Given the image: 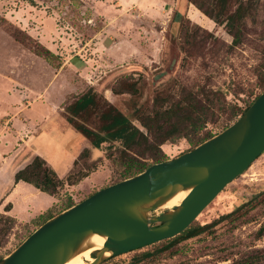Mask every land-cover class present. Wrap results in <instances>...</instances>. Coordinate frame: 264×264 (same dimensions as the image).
Segmentation results:
<instances>
[{
    "label": "rangeland",
    "instance_id": "374dc122",
    "mask_svg": "<svg viewBox=\"0 0 264 264\" xmlns=\"http://www.w3.org/2000/svg\"><path fill=\"white\" fill-rule=\"evenodd\" d=\"M241 3L249 8L244 38L233 46L226 18ZM225 4L0 0V261L40 227L48 209L62 210L69 198L78 204L120 182L122 142L110 140L95 148L68 120L72 117L100 131L103 108L80 116L70 110L86 93H97L101 106L107 100L145 131L140 117L154 112L157 96L165 105L193 93L200 100L209 96L244 107L263 92L264 0ZM133 82L136 92L113 93ZM222 111L201 134L222 132L230 122L228 111ZM37 148L63 180L57 196L33 185L14 191L16 173L38 156ZM192 148L187 138L162 146L168 159ZM67 174H72V185ZM262 194L264 153L197 218V224L208 226L204 233L180 243L174 256L156 255L138 264H264V202L251 210L245 223L226 217ZM154 248L111 257L102 264H135V256Z\"/></svg>",
    "mask_w": 264,
    "mask_h": 264
},
{
    "label": "water",
    "instance_id": "95a60500",
    "mask_svg": "<svg viewBox=\"0 0 264 264\" xmlns=\"http://www.w3.org/2000/svg\"><path fill=\"white\" fill-rule=\"evenodd\" d=\"M264 153V92L227 129L173 159L105 187L37 228L0 264H67L95 248L102 264L173 238ZM188 192L180 205H167ZM167 208L163 213L158 209Z\"/></svg>",
    "mask_w": 264,
    "mask_h": 264
},
{
    "label": "trees",
    "instance_id": "16d2710c",
    "mask_svg": "<svg viewBox=\"0 0 264 264\" xmlns=\"http://www.w3.org/2000/svg\"><path fill=\"white\" fill-rule=\"evenodd\" d=\"M220 1L226 5L225 3L227 0ZM198 7L201 9L200 5ZM248 11V6L241 3L236 11L229 14L226 18V27L229 29V33L234 39L233 46H238L243 42L244 34L242 29ZM204 12L212 17L210 13ZM216 22L222 24L221 21ZM262 88L264 92V79L262 81ZM136 91L135 82L127 83L124 91L113 89L114 94H122L125 92L134 93ZM261 94L257 95L252 100L246 101L244 107L239 104H228L226 100L222 103L220 98L218 99L221 102V106L218 107L217 105L219 104L217 103H220L219 100H217L218 102L216 100L214 101L209 96H207L206 100H200L193 93L182 95L178 100L165 105V100L157 96L155 98L154 112L140 117V123L145 129L144 131L135 125L112 103L106 100L101 106L97 93L88 92L73 103L70 110L75 116H80L83 112L92 108H103L101 109L99 117L102 122L100 131L94 130L83 123L76 122L72 117H69L68 120L84 137L91 140L95 148H100L103 143L110 140L122 142L123 149L121 150L120 161L123 165V170L119 179V181H122L144 172L156 163L167 160L168 157L163 152L162 146L171 140L187 138L192 142L193 148H195L203 142L213 138L219 134V132L214 133L212 131H206L203 132V134L201 133L206 129L211 119L217 116L216 112L218 110H223V113L228 111L230 114V122L221 130L224 131L242 116ZM169 102L170 101H168V103ZM67 175V181L72 185V183H70L72 174ZM21 181L33 185L36 189L51 196H57L63 185L62 178L57 175L56 171L51 168L47 161L41 156H36L29 165L16 173L15 182L19 183ZM76 183L77 182H73V185ZM96 192L98 191L93 192L91 195ZM260 202H264V194H262L260 199L253 200L243 205L226 217L230 219L231 222L240 221V224L245 223L249 219L248 215L251 210L255 209L257 207L256 205ZM74 205H76L75 201L69 198L62 210L54 211L51 208L48 209L41 215L42 222L39 226ZM207 227L208 226H201L195 221L181 234L154 244L153 248L155 247V250L153 252L148 251L135 256L133 258V263L138 264L156 255L166 254L174 256L177 254V247L180 243L200 236L205 232Z\"/></svg>",
    "mask_w": 264,
    "mask_h": 264
},
{
    "label": "bare ground",
    "instance_id": "6f19581e",
    "mask_svg": "<svg viewBox=\"0 0 264 264\" xmlns=\"http://www.w3.org/2000/svg\"><path fill=\"white\" fill-rule=\"evenodd\" d=\"M188 192H182L178 196H176L172 201H170L167 205V208H174L175 206H178L181 204V202L184 200V198L187 196ZM105 238L96 236L93 239V243L96 245L95 248L89 249L88 251L80 254L79 256L75 257L71 261H69L67 264H89L94 261V258L92 256V253L99 247L102 246L105 242Z\"/></svg>",
    "mask_w": 264,
    "mask_h": 264
},
{
    "label": "crops",
    "instance_id": "0c3cea01",
    "mask_svg": "<svg viewBox=\"0 0 264 264\" xmlns=\"http://www.w3.org/2000/svg\"><path fill=\"white\" fill-rule=\"evenodd\" d=\"M83 141H85V138H84ZM83 141H82V143H83ZM36 151H37V155L40 156V152H39L38 148L36 149ZM74 154H75V153H74ZM74 154H73V157L70 159V160H71L70 163H68L69 166H71L72 162L75 160V156H74ZM68 162H69V161H68ZM24 185H30V184L25 183V182H23V181H21V182H19V183H16V188L14 189V191H17L18 189H20V188H21L22 186H24ZM20 186H21V187H20ZM13 194H14V193H13Z\"/></svg>",
    "mask_w": 264,
    "mask_h": 264
}]
</instances>
